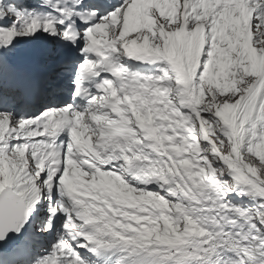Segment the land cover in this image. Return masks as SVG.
Returning <instances> with one entry per match:
<instances>
[{
  "label": "snow or ice",
  "instance_id": "1",
  "mask_svg": "<svg viewBox=\"0 0 264 264\" xmlns=\"http://www.w3.org/2000/svg\"><path fill=\"white\" fill-rule=\"evenodd\" d=\"M0 264H264V0H0Z\"/></svg>",
  "mask_w": 264,
  "mask_h": 264
}]
</instances>
